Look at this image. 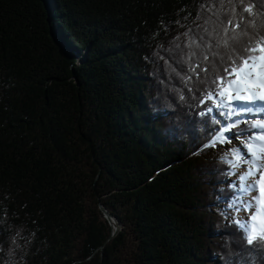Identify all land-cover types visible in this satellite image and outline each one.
<instances>
[{"label": "trees", "instance_id": "obj_1", "mask_svg": "<svg viewBox=\"0 0 264 264\" xmlns=\"http://www.w3.org/2000/svg\"><path fill=\"white\" fill-rule=\"evenodd\" d=\"M261 3L0 0V264H264L203 147L233 110L201 103L221 37L264 36Z\"/></svg>", "mask_w": 264, "mask_h": 264}, {"label": "snow or ice", "instance_id": "obj_2", "mask_svg": "<svg viewBox=\"0 0 264 264\" xmlns=\"http://www.w3.org/2000/svg\"><path fill=\"white\" fill-rule=\"evenodd\" d=\"M241 3H243V0H241ZM261 6L264 7V0H262ZM241 11L252 15V5L244 6ZM239 27L240 24L234 25L232 36L227 39L221 37L218 41L217 47L223 46L227 50V59L221 58L222 74H216V77L211 81V85H213L211 91L206 90L201 103L206 104L207 101L211 100L217 109L229 108L235 104L245 112H252L253 110L262 112L264 111V36L259 37V39L249 37L246 42L241 44V35L248 34L247 32L238 33L236 29ZM225 35H227V29H225ZM229 40L232 41L230 48ZM193 45L199 46L194 39L190 41L189 46ZM213 55L217 54L214 53ZM204 59L207 60L208 57L205 56ZM199 67V65H196L195 68L191 69L197 77L199 73L196 72V68ZM203 71L208 72V69L204 68ZM188 79H192V77ZM212 111V107L207 108V112L211 113ZM220 114L224 115V113ZM228 114L232 115L231 112ZM232 127V125H226L223 129H220L219 135H216L210 143L203 145V147H215L218 142L223 145L224 143H231L233 138L238 139L235 135H225V133L231 131ZM250 128L259 129V131H250L246 141L238 143L234 149L230 150L233 159H229L227 156L223 159H226L233 169V175L236 174L235 168L238 167V163L242 158L243 162L249 165L246 171L239 176L240 191L249 198L241 200L238 196L232 201L229 208L234 209L236 212L253 213L250 219L255 222L257 216L264 210V163H261L262 158H264V123L256 121L250 125ZM258 171L260 172L258 179L249 182V177L257 175ZM257 189L259 191L258 196L250 195L256 192ZM237 201H239V204H237ZM257 205H259V208ZM247 220L246 215L245 221ZM235 222L243 232L244 239L248 244H252L254 240L258 239L254 223L249 224L240 220ZM262 229H264V225H262ZM259 238L264 239V230L261 231Z\"/></svg>", "mask_w": 264, "mask_h": 264}, {"label": "rangeland", "instance_id": "obj_3", "mask_svg": "<svg viewBox=\"0 0 264 264\" xmlns=\"http://www.w3.org/2000/svg\"><path fill=\"white\" fill-rule=\"evenodd\" d=\"M78 60H80V58H78ZM227 109L233 110V117H234V119L231 118L228 120L229 122L227 125H232V126L236 127L237 124H239L240 122H243V121H248V123H251V124L255 123L256 121L264 122V114L262 113V115H259L260 112H257L255 110H253L252 112H245L241 108L237 107L235 104H233L231 107H229ZM258 131H259V129H252L251 130V132H258ZM225 135H228V136L235 135L236 137H238V139L233 138L231 143H224L223 145L218 146L219 151L222 150L223 152H225V154L227 156H232V153L230 150L234 149L238 145V143H242V142L246 141L249 134L243 133L241 135H237L236 133L235 134L225 133ZM261 163H263V162L261 161ZM248 167H249V165L245 164L243 162V158H242L238 163V167L235 168L236 174L232 175V177L230 178L231 184L236 183L239 186L240 180H237V177H239L241 174H243ZM259 174H260V172H259ZM253 178H254V176H251V177H249V180L253 181ZM239 197L241 200H246L245 198H247V199L249 198L248 196H245L242 193H239ZM237 204H239V201H237ZM250 214H251V212L246 214L245 211L236 212L234 209H230V211L227 214V217H229L230 219L236 218V220H240V221L244 220L245 221L246 215H247V217H250ZM263 224H264V220L256 223L255 225H257V227L259 228ZM122 230H123V228L121 227L120 231H122Z\"/></svg>", "mask_w": 264, "mask_h": 264}, {"label": "water", "instance_id": "obj_4", "mask_svg": "<svg viewBox=\"0 0 264 264\" xmlns=\"http://www.w3.org/2000/svg\"><path fill=\"white\" fill-rule=\"evenodd\" d=\"M102 213L105 214V217L107 218V220L109 221V224L111 227H113V232L111 234V236L109 237V239L107 240L109 242V240L112 238V237H115L120 229H121V221L120 219H118L116 216L112 215V214H108V212L106 211V209L102 206Z\"/></svg>", "mask_w": 264, "mask_h": 264}, {"label": "bare ground", "instance_id": "obj_5", "mask_svg": "<svg viewBox=\"0 0 264 264\" xmlns=\"http://www.w3.org/2000/svg\"><path fill=\"white\" fill-rule=\"evenodd\" d=\"M262 113L264 114V111L260 112L259 115H262ZM261 123H264V122H261ZM261 161L264 163V158H262ZM259 175H260V174H259V171H258V173H257V175H256L257 177L254 176L253 181L257 180L258 177H259ZM249 182H252V181L249 180ZM251 194H252L253 196H258V195H259V191H258V189H257L256 192L251 193ZM251 194H250V195H251ZM245 199L247 200V198H245ZM257 207L259 208V205H257ZM262 220H264V210H262L261 213H260V215L257 216V219H256L255 222H260V221H262Z\"/></svg>", "mask_w": 264, "mask_h": 264}]
</instances>
